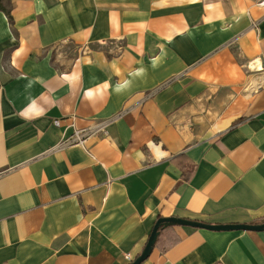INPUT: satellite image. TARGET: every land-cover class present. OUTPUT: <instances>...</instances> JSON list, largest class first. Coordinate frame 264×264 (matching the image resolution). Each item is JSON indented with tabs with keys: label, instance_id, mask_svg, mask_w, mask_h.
Listing matches in <instances>:
<instances>
[{
	"label": "crops",
	"instance_id": "crops-1",
	"mask_svg": "<svg viewBox=\"0 0 264 264\" xmlns=\"http://www.w3.org/2000/svg\"><path fill=\"white\" fill-rule=\"evenodd\" d=\"M260 1L0 0V264H130L161 217L264 222ZM142 264H264V230L166 227Z\"/></svg>",
	"mask_w": 264,
	"mask_h": 264
},
{
	"label": "water",
	"instance_id": "water-1",
	"mask_svg": "<svg viewBox=\"0 0 264 264\" xmlns=\"http://www.w3.org/2000/svg\"><path fill=\"white\" fill-rule=\"evenodd\" d=\"M170 226H183L189 228L207 229L212 231H232V230H248V231H262L264 230V222L262 223H227L216 224L207 223L198 220H191L180 217H161L155 222L153 229L146 241L142 251L133 259L130 264H142L151 254L160 230Z\"/></svg>",
	"mask_w": 264,
	"mask_h": 264
},
{
	"label": "built area",
	"instance_id": "built-area-1",
	"mask_svg": "<svg viewBox=\"0 0 264 264\" xmlns=\"http://www.w3.org/2000/svg\"><path fill=\"white\" fill-rule=\"evenodd\" d=\"M259 5H264V0H261ZM252 27L256 28L257 27V22H252ZM57 123V121H56ZM97 133H103L105 134V131L102 128H96V129H82V130H74L73 134L67 138V140L62 142V145H72V144H81L83 141L86 139V137L92 135V134H97ZM125 258L131 263L133 261L132 255L129 253L125 254Z\"/></svg>",
	"mask_w": 264,
	"mask_h": 264
},
{
	"label": "trees",
	"instance_id": "trees-1",
	"mask_svg": "<svg viewBox=\"0 0 264 264\" xmlns=\"http://www.w3.org/2000/svg\"><path fill=\"white\" fill-rule=\"evenodd\" d=\"M9 19H11V17H9Z\"/></svg>",
	"mask_w": 264,
	"mask_h": 264
}]
</instances>
